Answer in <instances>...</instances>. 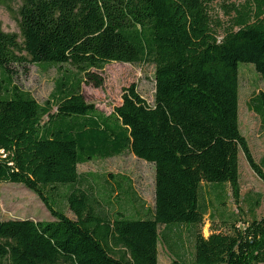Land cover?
I'll use <instances>...</instances> for the list:
<instances>
[{
	"label": "trees",
	"instance_id": "16d2710c",
	"mask_svg": "<svg viewBox=\"0 0 264 264\" xmlns=\"http://www.w3.org/2000/svg\"><path fill=\"white\" fill-rule=\"evenodd\" d=\"M211 1L22 0L19 34L0 27V186H24L54 218L4 221L0 207V264H158L159 242L181 264L180 227L193 264H264L260 196L241 199L238 172L241 151L264 182V155L253 159L238 123L239 64L264 80V0L224 5L226 27ZM110 63L151 64L153 105L133 84L108 115L87 103L81 85L101 87L92 71ZM26 64L63 71L43 104L13 84L12 69ZM247 107L264 129V93ZM127 153L154 166L145 218L127 216L120 196L112 201L113 190L102 194L93 175L77 172ZM203 185L229 186L237 209L210 211L207 237ZM58 188L74 219L54 208ZM126 201L143 208L134 193Z\"/></svg>",
	"mask_w": 264,
	"mask_h": 264
},
{
	"label": "rangeland",
	"instance_id": "374dc122",
	"mask_svg": "<svg viewBox=\"0 0 264 264\" xmlns=\"http://www.w3.org/2000/svg\"><path fill=\"white\" fill-rule=\"evenodd\" d=\"M230 3H243V0H212L209 4V12L213 19H217L223 27L228 24L229 18L224 14V5ZM22 0H0V27L3 32L19 34L18 11ZM69 69V68H65ZM13 84L22 91L28 92L39 104H43L54 90V83L63 74L56 68H45L35 64H26L24 67H14ZM102 80L101 87L92 84H82L81 94L85 101L94 105L104 114H110L113 109L121 104V95L124 88L135 85L136 91L148 105H153L155 83L154 67L151 64H120L110 63L102 70L92 71ZM264 93V80L250 64H239L238 66V123L239 130L247 141L249 150L256 162L264 155V129L261 128L257 116L248 110V102L251 97L258 93ZM240 197L245 199L247 195L258 194L260 196V207L256 214L258 217L264 214V182H262L247 164L243 153L238 154ZM77 172L81 175L90 174L95 177V189L102 194L113 190L112 201L120 196L127 208L126 215L129 217L145 218L146 211H151L154 206V166L150 163L137 159L132 154L110 159H93L92 161L77 166ZM120 188L122 193L120 192ZM134 193L139 204L132 207L127 204V196ZM65 188H58L52 197L53 206L56 210L74 219L64 199ZM1 219H31L36 222L53 221L49 211L45 208L39 198L20 184L2 183L0 186ZM201 198L203 205L207 208L204 216L202 233L205 237L209 235L210 211H224L228 216L237 213L236 205L231 195L229 186L221 190H214L207 185L202 186ZM218 201H223L219 206ZM241 207L246 210L245 201ZM214 227L220 230L222 227L217 222ZM162 228H159L161 231ZM185 251L181 264H193L192 239L187 228H178ZM174 258L168 253L162 242L158 245V264H171Z\"/></svg>",
	"mask_w": 264,
	"mask_h": 264
}]
</instances>
